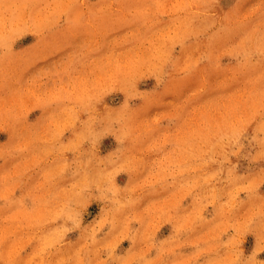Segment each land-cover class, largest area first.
<instances>
[{"label": "rangeland", "instance_id": "374dc122", "mask_svg": "<svg viewBox=\"0 0 264 264\" xmlns=\"http://www.w3.org/2000/svg\"><path fill=\"white\" fill-rule=\"evenodd\" d=\"M0 264H264V0H0Z\"/></svg>", "mask_w": 264, "mask_h": 264}]
</instances>
